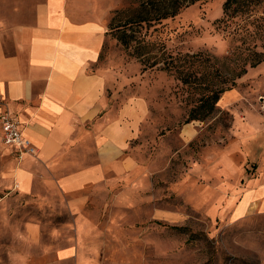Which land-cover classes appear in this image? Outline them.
<instances>
[{
    "label": "crops",
    "instance_id": "0c3cea01",
    "mask_svg": "<svg viewBox=\"0 0 264 264\" xmlns=\"http://www.w3.org/2000/svg\"><path fill=\"white\" fill-rule=\"evenodd\" d=\"M117 2L0 0V116H15L37 148L36 155L17 158L2 141L0 124V206L14 190L17 198L34 201L30 207L37 211L62 212L70 221L49 233L54 246L45 243L43 222L28 221L34 234L25 251L34 260L29 264H40L43 252L57 264H107L102 254L115 257L109 264H122L119 259L130 255L121 245L127 240L119 213L132 192L121 187L137 175L135 145L150 103L135 91V63L103 62L106 20ZM182 130L195 137L190 122ZM244 138L232 148L245 147L248 157ZM256 149L255 173L246 168V181L218 199L215 210L224 203L238 220L264 215V142ZM225 159L235 169L231 153ZM105 212L110 214L103 218ZM65 230L71 236L61 246Z\"/></svg>",
    "mask_w": 264,
    "mask_h": 264
},
{
    "label": "rangeland",
    "instance_id": "374dc122",
    "mask_svg": "<svg viewBox=\"0 0 264 264\" xmlns=\"http://www.w3.org/2000/svg\"><path fill=\"white\" fill-rule=\"evenodd\" d=\"M225 1L200 0L158 25L144 26L128 46L118 39L121 30L116 25L134 15L141 0H119L109 11L103 62L111 58L135 63V91L150 103L135 145L137 175L121 187L132 192L119 213L121 238L127 240L121 245L130 254L119 259L122 264H264V215L238 220L224 203L218 210L213 208L230 189L246 181V168L250 176L257 169L253 158L260 159L261 150L256 143L264 142V60L245 66L247 71L236 78L233 89L222 94L212 115L190 121L196 129L190 139L182 129L199 94L163 69L168 53L202 51L217 57L229 76L239 72V38H234L231 29L219 30L215 23L223 16ZM243 138L248 157L243 154L245 147L232 148L235 143L241 146ZM13 151L19 158L20 153ZM226 153H231L241 170L228 167ZM11 193L5 206H0V264L34 263L25 255L34 235L28 221L43 222L45 243L51 246L57 242L51 241L49 233L70 221L62 212L37 211L30 207L34 201L17 198L14 190ZM113 194L105 199L106 204ZM109 214L103 213V218ZM126 232L131 235L124 237ZM66 233L61 246L70 239ZM102 256L107 264L115 258ZM38 262L58 263L45 252Z\"/></svg>",
    "mask_w": 264,
    "mask_h": 264
},
{
    "label": "trees",
    "instance_id": "16d2710c",
    "mask_svg": "<svg viewBox=\"0 0 264 264\" xmlns=\"http://www.w3.org/2000/svg\"><path fill=\"white\" fill-rule=\"evenodd\" d=\"M199 1L141 0L136 13L116 25L121 30L118 39L128 46L131 39L136 37L135 33L144 26L151 28L158 25ZM215 23L219 30L231 29L234 38H239L237 51L242 67L234 76H229L223 70V63L219 65L217 57L202 51L176 55L168 53L164 61L163 69L174 73L184 85L199 94L193 101L187 122L204 120L212 115L222 94L233 89L236 78L247 71L245 66H255L264 60V0H226L223 16ZM139 53L142 54V51Z\"/></svg>",
    "mask_w": 264,
    "mask_h": 264
},
{
    "label": "built area",
    "instance_id": "2783aa9c",
    "mask_svg": "<svg viewBox=\"0 0 264 264\" xmlns=\"http://www.w3.org/2000/svg\"><path fill=\"white\" fill-rule=\"evenodd\" d=\"M0 124L3 130L2 141L12 146L15 150L22 154L36 155L37 148L24 135L21 122L11 113L4 112L0 116Z\"/></svg>",
    "mask_w": 264,
    "mask_h": 264
}]
</instances>
